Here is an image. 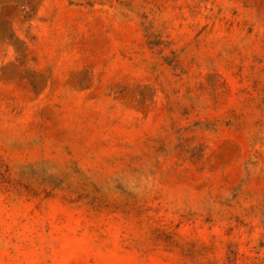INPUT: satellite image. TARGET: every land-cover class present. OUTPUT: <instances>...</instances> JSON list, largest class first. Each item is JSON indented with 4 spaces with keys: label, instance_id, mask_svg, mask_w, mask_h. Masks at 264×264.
<instances>
[{
    "label": "rangeland",
    "instance_id": "obj_1",
    "mask_svg": "<svg viewBox=\"0 0 264 264\" xmlns=\"http://www.w3.org/2000/svg\"><path fill=\"white\" fill-rule=\"evenodd\" d=\"M0 264H264V0H0Z\"/></svg>",
    "mask_w": 264,
    "mask_h": 264
}]
</instances>
